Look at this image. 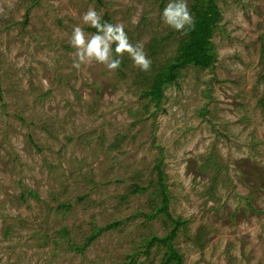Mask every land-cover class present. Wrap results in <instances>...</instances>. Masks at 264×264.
<instances>
[{
	"label": "rangeland",
	"instance_id": "1",
	"mask_svg": "<svg viewBox=\"0 0 264 264\" xmlns=\"http://www.w3.org/2000/svg\"><path fill=\"white\" fill-rule=\"evenodd\" d=\"M217 2L215 65L182 69L158 107L143 92L187 37L167 0H0V264H166L168 242L146 248L172 219L183 264H264V0ZM89 7L149 72L73 67Z\"/></svg>",
	"mask_w": 264,
	"mask_h": 264
},
{
	"label": "clouds",
	"instance_id": "2",
	"mask_svg": "<svg viewBox=\"0 0 264 264\" xmlns=\"http://www.w3.org/2000/svg\"><path fill=\"white\" fill-rule=\"evenodd\" d=\"M160 20L163 25L181 34L195 27L189 0H167ZM81 24L74 25L69 36V44L74 50V68L95 63L111 74L118 72L127 58L139 71L151 70L152 60L145 51L144 43L138 41L133 44L123 23L105 21L99 11L89 7L81 16ZM86 28L94 31L89 32Z\"/></svg>",
	"mask_w": 264,
	"mask_h": 264
},
{
	"label": "trees",
	"instance_id": "3",
	"mask_svg": "<svg viewBox=\"0 0 264 264\" xmlns=\"http://www.w3.org/2000/svg\"><path fill=\"white\" fill-rule=\"evenodd\" d=\"M217 1L218 0L196 1L191 11L195 18V27L187 31V37L179 44L178 54L174 60L164 67V71L155 75L151 88L144 90L143 96H149L151 99H154L158 107L160 106L162 98H164L165 88L177 81L182 69L189 66L208 69L215 65L217 53L214 47L213 36L222 17V11ZM157 169L159 168L157 167ZM136 189L138 191H144L139 190L138 186H136ZM165 191H167L166 188H163V206L158 209V212H166L170 216L168 212L169 197ZM155 217L156 213L147 215L148 220H153ZM172 220L176 223V226L171 235L164 239L154 237L147 245L146 252L149 253L150 248L156 242H168L171 255L167 258L166 264L172 261H175L176 264H183L181 260L182 256L171 245V241L175 237L174 235L180 222L175 219ZM114 226L116 225H111V227ZM105 229L106 228H99L98 232L94 233V235L89 238L88 242L80 247L79 250H84V248L90 244L91 241H94Z\"/></svg>",
	"mask_w": 264,
	"mask_h": 264
}]
</instances>
